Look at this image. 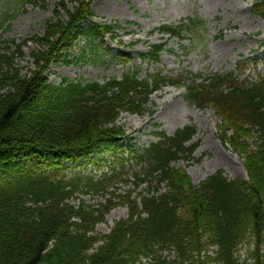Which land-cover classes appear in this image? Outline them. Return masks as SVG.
<instances>
[{
    "label": "trees",
    "instance_id": "obj_1",
    "mask_svg": "<svg viewBox=\"0 0 264 264\" xmlns=\"http://www.w3.org/2000/svg\"><path fill=\"white\" fill-rule=\"evenodd\" d=\"M54 13L44 32L31 37L37 47L27 72L17 61L23 41L0 46V264H242L238 252L249 240L253 264H264V75L243 84L233 72L176 77L158 70L142 77L133 67L104 83L54 84L47 70L80 39L96 54L122 28L93 20L91 0H60ZM204 28L203 18L190 17L161 30L181 38L192 32L198 46ZM164 49L165 43L153 44L138 56L157 63ZM167 84L185 85L191 102L214 107L230 122L221 141L241 154L248 179L219 169L194 184L173 165L193 159L200 144L195 125L173 135L161 131L143 150L124 143L130 135L119 123L122 113L154 112L150 96ZM107 153L115 158L113 174H87L92 163L110 162ZM130 160L140 165L130 175L132 191H112L95 205L82 199L108 192L117 168L125 170ZM71 166L83 170L70 176ZM142 185L145 191L132 197ZM115 198L127 204L128 216L100 233L97 225L118 204Z\"/></svg>",
    "mask_w": 264,
    "mask_h": 264
},
{
    "label": "rangeland",
    "instance_id": "obj_2",
    "mask_svg": "<svg viewBox=\"0 0 264 264\" xmlns=\"http://www.w3.org/2000/svg\"><path fill=\"white\" fill-rule=\"evenodd\" d=\"M60 0H0V46L6 39H15L23 45V55L18 54L17 61L23 71L33 67L32 50L37 43L31 40L42 34L47 20L55 16L54 9ZM92 19L100 22L119 23L118 41H110L105 50L98 54L89 51L84 39L80 45L71 48L66 56L54 62L47 75L52 83L59 84L65 77L73 80L106 82L114 76H121L130 68L140 69L142 77L149 72L162 70L164 74L179 77L184 72L189 77L195 75H212L215 73H234L236 81L248 84L264 75V16L259 10L264 5L256 6L258 0H91ZM190 16L202 17L206 23L203 29L205 40L199 46H192L193 33H184L185 39L171 36L159 31L164 24H179ZM166 42V48L158 63L141 61L137 55L147 51L151 44ZM191 47V48H190ZM131 54L130 59L118 56L119 50ZM193 74V75H192ZM184 87L166 85L153 93L149 107L155 109L142 113L125 112L119 123L125 126L132 137L129 145L137 149L148 147L158 140V132L173 134L178 128L196 125L197 134L194 141L199 147L193 159H181L174 163L186 170L194 184L223 169L230 178L248 179L247 170L241 154L229 143L221 141V135L228 129L230 122L221 119L214 107L205 108L191 102L186 97ZM233 133V129H229ZM125 141V144H128ZM128 151L126 150V155ZM96 155H93V157ZM111 162L112 154H105ZM130 160L125 170L117 168L114 184L108 192L87 193L82 199L88 205H95L111 196V192L123 193L132 191L135 183L130 175L140 169V165ZM114 164L96 167L92 163L87 174L91 172L100 176L107 172L113 174ZM70 176L73 166L68 168ZM145 185L132 192L145 191ZM117 205L106 215V221L97 225V231L108 233L115 223L128 215V206L120 198H115ZM77 201V199L75 200ZM255 250L251 240L242 244L238 258L242 264H253Z\"/></svg>",
    "mask_w": 264,
    "mask_h": 264
}]
</instances>
